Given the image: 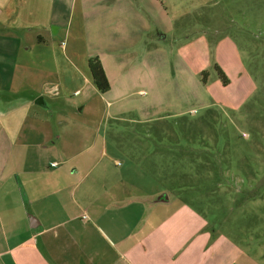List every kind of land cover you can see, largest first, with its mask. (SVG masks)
Returning a JSON list of instances; mask_svg holds the SVG:
<instances>
[{
  "label": "crops",
  "instance_id": "1",
  "mask_svg": "<svg viewBox=\"0 0 264 264\" xmlns=\"http://www.w3.org/2000/svg\"><path fill=\"white\" fill-rule=\"evenodd\" d=\"M90 23L106 47L87 49ZM167 32L154 0H0V264H249V251L153 182L141 163L151 151L135 149L144 141L99 131L106 105L144 89L152 97ZM193 41L199 65L209 47ZM137 44L143 55L129 66ZM94 55L103 93L87 67ZM91 92L111 101L90 104Z\"/></svg>",
  "mask_w": 264,
  "mask_h": 264
},
{
  "label": "rangeland",
  "instance_id": "2",
  "mask_svg": "<svg viewBox=\"0 0 264 264\" xmlns=\"http://www.w3.org/2000/svg\"><path fill=\"white\" fill-rule=\"evenodd\" d=\"M154 6L169 27L163 78L160 71L152 75V97L144 89L142 95L133 93L106 105L110 97L91 92L90 104L106 105L99 131L107 140L144 141L145 147L135 149L138 154L151 151L141 163L155 175L153 182L249 251V264H264V0H154ZM92 23L85 32L87 49H97L99 43L106 47L100 41L103 33ZM124 32L129 37L132 28ZM199 35L209 48L201 51L197 65L199 59L187 53L199 48L193 41ZM79 41L75 50L81 49ZM140 47L128 49L136 55L129 66L143 55ZM103 61L113 66L112 57ZM214 64L227 77L225 85ZM51 98H45L48 108ZM131 120L147 123L134 125Z\"/></svg>",
  "mask_w": 264,
  "mask_h": 264
},
{
  "label": "trees",
  "instance_id": "3",
  "mask_svg": "<svg viewBox=\"0 0 264 264\" xmlns=\"http://www.w3.org/2000/svg\"><path fill=\"white\" fill-rule=\"evenodd\" d=\"M87 67L90 73L91 80L97 91L101 93L105 92L109 88V84L107 82L98 57L95 55L88 57ZM213 67L221 84L225 85L227 83V77L217 64H214Z\"/></svg>",
  "mask_w": 264,
  "mask_h": 264
}]
</instances>
